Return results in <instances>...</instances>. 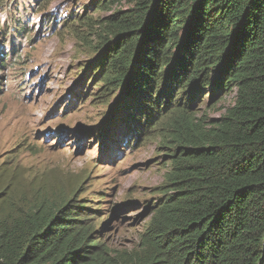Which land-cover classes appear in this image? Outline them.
<instances>
[{
	"label": "trees",
	"instance_id": "16d2710c",
	"mask_svg": "<svg viewBox=\"0 0 264 264\" xmlns=\"http://www.w3.org/2000/svg\"><path fill=\"white\" fill-rule=\"evenodd\" d=\"M129 1L103 23L112 39L100 44L99 81L112 92L124 85L126 104L141 99L117 116L137 129L127 142L156 129L167 140L171 169L152 218L136 248L118 250L75 198L50 200L40 187L17 203L1 191L0 264H264V0ZM166 78L165 89L175 79L182 89L175 104L172 90L155 96ZM208 86L236 93L205 122L192 103Z\"/></svg>",
	"mask_w": 264,
	"mask_h": 264
},
{
	"label": "rangeland",
	"instance_id": "374dc122",
	"mask_svg": "<svg viewBox=\"0 0 264 264\" xmlns=\"http://www.w3.org/2000/svg\"><path fill=\"white\" fill-rule=\"evenodd\" d=\"M40 2L0 0V46L8 55L0 68V192L17 203L40 187L50 200L75 198L95 209L102 221L95 220L94 228L102 226L108 245L134 249L166 189L171 165L162 129L127 142L137 129L117 116L141 99L126 104L124 85L112 92L99 81L100 44L112 39L103 32L105 18L133 3L121 0L103 10L95 8L96 0ZM11 15L27 33L14 30ZM168 80L158 83L155 96L172 90L174 101L182 89L176 79L165 89ZM196 93V117L208 122L234 105L236 88L208 86Z\"/></svg>",
	"mask_w": 264,
	"mask_h": 264
}]
</instances>
